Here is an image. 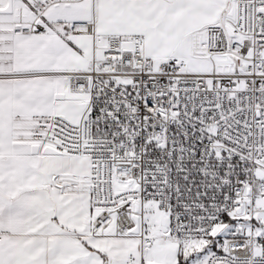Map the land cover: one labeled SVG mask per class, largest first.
I'll return each instance as SVG.
<instances>
[{"label": "snow or ice", "instance_id": "1", "mask_svg": "<svg viewBox=\"0 0 264 264\" xmlns=\"http://www.w3.org/2000/svg\"><path fill=\"white\" fill-rule=\"evenodd\" d=\"M0 264H264V0H0Z\"/></svg>", "mask_w": 264, "mask_h": 264}]
</instances>
